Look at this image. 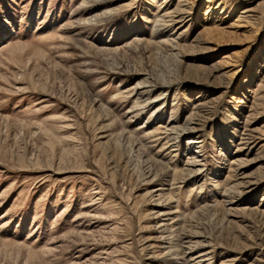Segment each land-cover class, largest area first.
Returning a JSON list of instances; mask_svg holds the SVG:
<instances>
[{
	"label": "rangeland",
	"instance_id": "rangeland-1",
	"mask_svg": "<svg viewBox=\"0 0 264 264\" xmlns=\"http://www.w3.org/2000/svg\"><path fill=\"white\" fill-rule=\"evenodd\" d=\"M141 81L143 109L126 98ZM258 157L264 0H0V264H176L188 246L264 264ZM170 209L178 234L157 226Z\"/></svg>",
	"mask_w": 264,
	"mask_h": 264
},
{
	"label": "bare ground",
	"instance_id": "bare-ground-1",
	"mask_svg": "<svg viewBox=\"0 0 264 264\" xmlns=\"http://www.w3.org/2000/svg\"><path fill=\"white\" fill-rule=\"evenodd\" d=\"M182 6L183 7H186L187 6V3H185V1H182ZM182 11L184 13H181ZM182 11H180L177 14V16H179L181 14H186L185 10H182ZM249 12L250 11L247 10V11H244L242 13L243 14H247ZM161 17H166V15H162ZM180 22H184V20L182 19V21H180ZM161 85H163L164 87H167L169 85V83L163 82ZM156 86L157 85H153L149 81H147V83L144 82V81H141V82L135 84L133 87H131V88L128 89V91H127L128 96L126 98L127 99L136 98V100L138 101L137 103H141V102H143L142 100L144 98L145 99L147 98L146 99L147 101H145V105L139 107L140 109H143V108H145V106H148V103L147 102L150 100L149 97L152 96V93H153L152 89H154ZM199 107H200V105H197L196 106V108H199ZM159 108L157 109V111L159 110ZM127 114H132V111L127 112ZM170 122L172 123V121H170ZM170 124L165 128V132L164 133H161V134H164L165 135V138H162L163 140L166 139V138H168V139H170L172 141L173 140H176V137H177L176 133H177L178 127H174V126L170 127ZM145 127L146 126H142L141 128H145ZM199 127H201V126L198 123L195 122V123H191V125H189V126H186V127H183L182 128L184 130V133L183 134L185 136H189L188 140L185 141L186 144H188L187 145V149L188 150L191 149V148H194V147H198L197 150H200L205 145V140H202L200 137H197V135L199 134L197 132H199V130H200ZM240 136L241 137H240L239 145H243V146L249 147V146L253 145L254 143H256L258 141L257 140L258 139L257 135L252 130H249V129H245V132H243L242 135H240ZM158 140H160V139H155L152 142L155 141L157 143ZM176 144H177L176 141H174L172 143L173 146L175 145L174 147H179V146H176ZM238 150L240 151L242 149L240 148ZM196 154L198 155V152H196ZM200 158H201L200 155H198V156H192V157L189 158V161L187 163V166L192 169L191 170V173H193V174H201L203 172V169L200 168L202 166L201 165ZM263 161H264V159L261 158V157H258L255 160V162H259V163H261ZM197 167H198V169H196ZM237 181H239V183H237V186H239L241 188V191H240V194H241V192L242 191H245V190L247 192H252L253 185H255V183H256L257 180H256V178H253V177H250V176H246V177H241ZM151 182H153V181H151ZM162 190L163 189L158 188V189H156L155 191H152V192H161V193L158 194V195H161V194H163L162 193ZM152 195H155V193L152 194ZM230 205H233V203H230ZM156 206H163V205L159 203ZM154 213L156 214V211ZM177 214H178V212L176 210H172V209H170L169 211L166 210L164 212L163 211H160V212L157 211V215L155 217H156V220H157V223H158L157 226L160 229V232H162V233H171V232H173V233L178 234V232H177L178 229H176V224H177L176 217H177ZM182 239L183 238H181V240ZM184 239H188V237H185ZM157 240H159V243H157V244L162 245V246H160V245L159 246L161 248H163V249L164 248H170L171 243H172V242L169 241V238L168 237H164V234L162 236H160ZM190 244H191V242H190ZM155 247H157V246H155ZM160 247H159V249H161ZM180 247H182V246H180ZM183 248H184V246L182 247V249ZM185 248H186V251L184 249V252L185 253L182 252L183 250L181 249V253H184V255L182 256L179 253L181 257H179L178 260H180V261H178L176 264H187V262L189 260L195 261V264H210V262H212L213 257H212V252L211 251L202 252L201 254L195 256V252L193 250L194 247L188 246V247H185ZM169 252L171 253V251H169ZM228 262L231 263V261L228 260V261H225L223 264H229Z\"/></svg>",
	"mask_w": 264,
	"mask_h": 264
}]
</instances>
